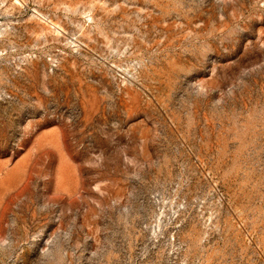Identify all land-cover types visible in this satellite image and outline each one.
Listing matches in <instances>:
<instances>
[{
    "label": "rangeland",
    "instance_id": "rangeland-1",
    "mask_svg": "<svg viewBox=\"0 0 264 264\" xmlns=\"http://www.w3.org/2000/svg\"><path fill=\"white\" fill-rule=\"evenodd\" d=\"M0 264H264V0H0Z\"/></svg>",
    "mask_w": 264,
    "mask_h": 264
}]
</instances>
